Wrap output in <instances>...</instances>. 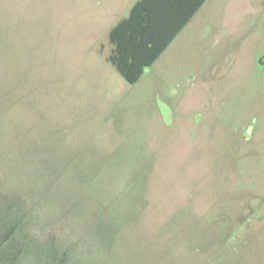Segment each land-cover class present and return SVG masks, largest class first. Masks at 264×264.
I'll use <instances>...</instances> for the list:
<instances>
[{
    "label": "rangeland",
    "instance_id": "374dc122",
    "mask_svg": "<svg viewBox=\"0 0 264 264\" xmlns=\"http://www.w3.org/2000/svg\"><path fill=\"white\" fill-rule=\"evenodd\" d=\"M136 0H0V264H264V0H207L135 83Z\"/></svg>",
    "mask_w": 264,
    "mask_h": 264
},
{
    "label": "trees",
    "instance_id": "16d2710c",
    "mask_svg": "<svg viewBox=\"0 0 264 264\" xmlns=\"http://www.w3.org/2000/svg\"><path fill=\"white\" fill-rule=\"evenodd\" d=\"M205 1L137 0L109 31L108 60L128 82H137Z\"/></svg>",
    "mask_w": 264,
    "mask_h": 264
},
{
    "label": "crops",
    "instance_id": "0c3cea01",
    "mask_svg": "<svg viewBox=\"0 0 264 264\" xmlns=\"http://www.w3.org/2000/svg\"><path fill=\"white\" fill-rule=\"evenodd\" d=\"M137 1V0H136ZM135 1V2H136ZM207 1V0H206ZM205 1V2H206ZM204 2V4H205ZM203 4V5H204ZM203 5L200 7V9L194 14V16L201 10V8L203 7ZM133 6V5H132ZM131 9V8H130ZM130 12V10H129ZM129 14V13H128ZM194 16L188 21V23L178 32V34L173 38V40L168 44V46L161 52V54L157 57V59L149 66L145 67L144 68V71H143V74L145 73V71L149 68V67H152L158 60L159 58L164 54V52L171 46V44L174 43V41L183 33V31L185 30V28L188 26V24L190 23V21L194 18ZM126 17V16H125ZM122 19V18H121ZM110 43V42H109ZM112 47L113 45L110 43V52L112 51ZM110 54V53H109ZM111 63V62H110ZM112 64V63H111ZM113 65V64H112ZM114 66V65H113ZM115 67V66H114ZM143 74L141 75V77L143 76ZM140 77V78H141ZM139 78V79H140Z\"/></svg>",
    "mask_w": 264,
    "mask_h": 264
}]
</instances>
